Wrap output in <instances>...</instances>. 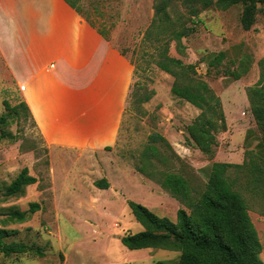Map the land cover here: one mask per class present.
Here are the masks:
<instances>
[{"label": "rangeland", "instance_id": "rangeland-1", "mask_svg": "<svg viewBox=\"0 0 264 264\" xmlns=\"http://www.w3.org/2000/svg\"><path fill=\"white\" fill-rule=\"evenodd\" d=\"M162 1L165 0H80L81 15L133 64V81L119 137L113 147V159L122 164V170H136L145 164L143 150L153 144L158 149L151 160L148 159L151 166L146 163L147 171L151 168L154 172L187 170L193 173L191 179L200 187L203 180L191 167L188 157L176 152L179 159L175 158V150L187 152L175 143V134L184 129L199 110L170 93L173 77L155 65V47L165 41L169 55L191 66L186 70L187 75L205 82L219 97L226 122L243 118L252 124L247 92L260 78L258 62L264 56V3L251 28L245 30L239 22L241 5L218 9L213 5L205 7L197 0L188 3L166 0L165 9L174 25L187 30L180 39L182 47L177 48V42L164 34L159 42L153 39V34L144 37L153 18L154 4ZM220 50L225 53L224 59L216 66L205 65L203 56ZM145 95L150 98L144 100ZM3 100L11 105L20 101L8 76H0V227L12 232L4 237L5 242L40 247L43 255L32 252L4 255L0 251V264H106L109 261L110 264H177L175 251L128 249L120 242L123 233L142 229L127 206V197L158 215L175 219L181 203L161 187L158 180H153L148 191L138 175L129 176L123 187L126 198L109 200L108 194L91 192V199L84 190L86 196L78 199L79 189L66 188L60 173L50 171L48 149L29 116H24L21 108L18 117L12 112L6 113ZM217 128L216 137L222 131L220 125ZM152 133L160 134L162 139L149 140ZM178 137L179 143L186 145L184 139ZM241 139L219 138L222 146L232 142L238 146V151L244 144ZM23 167L38 181L24 186L20 194L5 195L6 185ZM245 181L246 176L241 174L237 186L242 190L256 227L262 245L259 257L264 262V199L248 190ZM30 201L38 202L39 209L23 220L13 219L9 212L26 210Z\"/></svg>", "mask_w": 264, "mask_h": 264}, {"label": "crops", "instance_id": "crops-1", "mask_svg": "<svg viewBox=\"0 0 264 264\" xmlns=\"http://www.w3.org/2000/svg\"><path fill=\"white\" fill-rule=\"evenodd\" d=\"M0 76L11 79L27 105L48 149L50 171L60 173L66 188L79 189L78 199L86 196L84 190L91 199V192L108 194L109 200L126 198L123 187L129 176L138 175L141 185L148 191L152 188L151 178L137 169L122 170L112 156L133 81V64L65 0H0ZM178 135L185 140L187 132L179 129L175 134V143L187 152L175 153L187 156L203 181L213 161L240 163L245 150L264 156L254 122L243 118L229 123L225 117L212 158L179 143ZM223 136L242 137L241 151L232 142L222 146L219 138ZM102 178L106 188L94 184ZM53 181L51 176L52 186Z\"/></svg>", "mask_w": 264, "mask_h": 264}, {"label": "trees", "instance_id": "trees-1", "mask_svg": "<svg viewBox=\"0 0 264 264\" xmlns=\"http://www.w3.org/2000/svg\"><path fill=\"white\" fill-rule=\"evenodd\" d=\"M65 1L81 15L83 8L80 0ZM182 1L188 3L191 0ZM197 1L205 7L213 5L218 9L241 5L239 22L245 30L251 28L256 15L261 11L260 5L264 3V0ZM166 6V0L154 4L153 18L144 37L148 38L153 34V39L159 42L164 34L168 39L177 42V48H181L180 39L187 34V30L181 25H174L169 12L165 9ZM165 43L164 41L155 47L157 49L155 65L173 77L170 93L199 110L184 128L188 134L185 136V144L198 148L203 155L212 158L217 145L215 136L217 126L225 129V116L220 99L205 82L187 75L186 70L191 66L169 55ZM224 57V51L220 50L205 54L202 61L208 67L216 66ZM258 64L259 82L250 86L247 94L251 101L250 111L255 123L254 130L264 147V56L260 58ZM149 98L150 95H145L144 100ZM3 106L6 113L12 112L18 117L21 108L24 116H29L23 100L14 105L3 100ZM157 139H162L160 134L149 135V140ZM105 149L110 148L107 146ZM157 149V146L149 144L142 153L145 164L136 169L152 180H158L161 187L181 203V207L177 208L175 219L171 220L138 202L126 200L134 219L141 224L142 229L123 233L120 242L128 249L160 248L175 251L178 253L177 264H264L259 257L262 245L256 227L249 215L242 190L237 186L241 174H244L245 187L264 199V156L252 150H245L240 163L213 161L209 176L200 188L191 179L193 173L187 170H183V173L170 170L154 172L152 168L147 171L144 167H147L148 159L151 160ZM178 157L175 153V158ZM148 165L151 166V163L148 162ZM36 181L35 176L28 174V168L23 167L6 185L4 194L8 196L20 194L24 186ZM94 184L99 188L108 186L104 178L95 180ZM38 209V202L30 201L26 210L13 209L9 213L13 219L23 220L29 213ZM11 233L10 230L0 227V251L4 255L25 252L43 255L40 247L23 242H5L4 237Z\"/></svg>", "mask_w": 264, "mask_h": 264}]
</instances>
